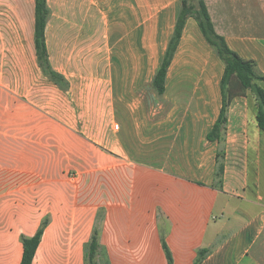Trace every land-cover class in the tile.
I'll return each mask as SVG.
<instances>
[{"label":"crops","instance_id":"0c3cea01","mask_svg":"<svg viewBox=\"0 0 264 264\" xmlns=\"http://www.w3.org/2000/svg\"><path fill=\"white\" fill-rule=\"evenodd\" d=\"M204 1L216 32L264 73V0ZM47 2L49 60L67 89L39 65L35 0H0V264H20L22 238L45 221L33 264H87L97 227L98 264H168L162 237L174 264H193L201 249L209 250L202 264H264V133L254 93L230 102L223 140L209 141L225 65L193 18L165 94L143 91L182 0ZM99 6L116 10L105 16ZM145 6H161L158 17H144Z\"/></svg>","mask_w":264,"mask_h":264},{"label":"trees","instance_id":"16d2710c","mask_svg":"<svg viewBox=\"0 0 264 264\" xmlns=\"http://www.w3.org/2000/svg\"><path fill=\"white\" fill-rule=\"evenodd\" d=\"M35 2V43L39 65L43 73L51 81L63 89H67L68 83L66 79L52 68L49 60L45 36L46 26L51 16L48 2L47 0H35ZM190 18H194L197 21L199 29L206 41L225 65L224 75L221 81L223 107L218 121L208 135L209 141L223 140L227 125V111L230 102L236 96L246 95L249 90L254 93L256 97L258 105L257 123L260 130L264 133V90L260 87V83L264 82V73L259 70L255 61L246 60L231 50L226 39L216 32L204 0H182V7L177 17L173 37L169 43L161 66L154 77L151 85L152 88L159 96L165 94L168 71L179 47L187 21ZM223 158V154L219 153L216 173L217 182L215 184V187L218 189H221L222 187ZM47 225L48 221H45L35 236L31 238H22L24 251L20 264H33ZM161 240L168 264H174L173 254L166 239L162 237ZM85 253L87 264H98L96 261L97 255L99 253H104V248L100 244V231L98 227L95 229L91 241L85 247ZM208 254L209 250L207 249L199 250L197 258L193 264H202ZM101 264H110V262H102Z\"/></svg>","mask_w":264,"mask_h":264},{"label":"rangeland","instance_id":"374dc122","mask_svg":"<svg viewBox=\"0 0 264 264\" xmlns=\"http://www.w3.org/2000/svg\"><path fill=\"white\" fill-rule=\"evenodd\" d=\"M172 1H174V0H167L166 4L170 5L169 3H171ZM190 1H194V0H190ZM164 6H167V5H162V7H164ZM159 7H161V6H159ZM159 7H156V6H145L144 7V11H145L144 17H158V15H156V14H157V10H158ZM115 10L116 9L113 6L112 7H109V6H99V7H97V13L105 14V16H108L110 13L115 12ZM168 16H169V13L167 12L166 17H168ZM99 23H100L99 20H97V24H99ZM151 89H153V88L148 87V86H144L143 87L144 93H148V94L151 93ZM260 245L261 246L259 247V251L258 252L262 256V258L264 259V237L261 240Z\"/></svg>","mask_w":264,"mask_h":264},{"label":"built area","instance_id":"2783aa9c","mask_svg":"<svg viewBox=\"0 0 264 264\" xmlns=\"http://www.w3.org/2000/svg\"><path fill=\"white\" fill-rule=\"evenodd\" d=\"M115 127H116V129H119V125H116Z\"/></svg>","mask_w":264,"mask_h":264}]
</instances>
